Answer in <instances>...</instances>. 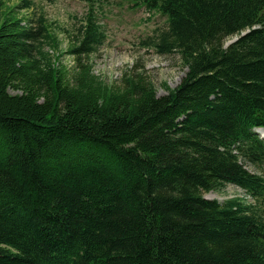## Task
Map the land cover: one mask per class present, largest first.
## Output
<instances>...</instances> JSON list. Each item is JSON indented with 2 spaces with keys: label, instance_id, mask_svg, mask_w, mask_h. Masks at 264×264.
<instances>
[{
  "label": "trees",
  "instance_id": "trees-1",
  "mask_svg": "<svg viewBox=\"0 0 264 264\" xmlns=\"http://www.w3.org/2000/svg\"><path fill=\"white\" fill-rule=\"evenodd\" d=\"M82 1L71 74L0 0V264H264V0H131L187 68L165 96L80 65L106 39ZM230 185L253 202L204 197Z\"/></svg>",
  "mask_w": 264,
  "mask_h": 264
},
{
  "label": "rangeland",
  "instance_id": "rangeland-1",
  "mask_svg": "<svg viewBox=\"0 0 264 264\" xmlns=\"http://www.w3.org/2000/svg\"><path fill=\"white\" fill-rule=\"evenodd\" d=\"M30 9H19V15L32 19L35 29L44 25L55 40L41 39L42 49L49 53L56 65L66 67L71 74L79 69L77 56L70 54L77 44L78 29L86 18L88 5L82 0H28ZM10 6L20 5L22 0H4ZM98 24L105 32V42L89 57H82L80 65L89 64L92 72L105 84L115 89L124 87L126 81L142 77L151 83L158 96H165L177 88L187 74L180 55H158L144 45L157 30L167 26V18L135 6L131 0H101L97 9ZM237 37L226 41L232 44ZM57 43V45H55ZM11 94H16L11 91ZM257 133L260 135L259 131ZM251 172L262 171L247 166ZM244 192L233 185L217 192L205 193L204 197L223 202L243 196Z\"/></svg>",
  "mask_w": 264,
  "mask_h": 264
},
{
  "label": "bare ground",
  "instance_id": "bare-ground-1",
  "mask_svg": "<svg viewBox=\"0 0 264 264\" xmlns=\"http://www.w3.org/2000/svg\"><path fill=\"white\" fill-rule=\"evenodd\" d=\"M259 133L262 134L264 136V131L259 130Z\"/></svg>",
  "mask_w": 264,
  "mask_h": 264
}]
</instances>
